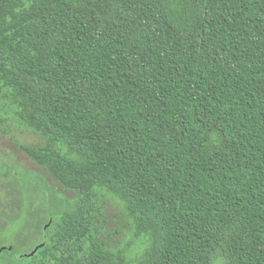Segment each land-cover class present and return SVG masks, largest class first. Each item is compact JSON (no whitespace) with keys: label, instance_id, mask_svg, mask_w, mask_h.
I'll list each match as a JSON object with an SVG mask.
<instances>
[{"label":"trees","instance_id":"16d2710c","mask_svg":"<svg viewBox=\"0 0 264 264\" xmlns=\"http://www.w3.org/2000/svg\"><path fill=\"white\" fill-rule=\"evenodd\" d=\"M0 94L74 194L0 182V264H264V0H0ZM100 192L139 257L100 239Z\"/></svg>","mask_w":264,"mask_h":264},{"label":"rangeland","instance_id":"374dc122","mask_svg":"<svg viewBox=\"0 0 264 264\" xmlns=\"http://www.w3.org/2000/svg\"><path fill=\"white\" fill-rule=\"evenodd\" d=\"M46 142L47 138L45 136L25 126L15 118L13 107L0 94V182H3L5 187L9 188L8 182L17 178L16 171L28 174L34 184L31 190L33 206L38 205V201L44 197L34 189V186L39 188L42 185V178L49 185L54 186L61 195L67 198L74 196L72 192L63 190V187L53 176L45 168L34 162L19 146V144L39 146ZM5 192V189L0 188V197L6 195V198L2 199L3 201L8 196ZM94 201L96 204H101L104 210L105 223H103L101 229L100 239L111 250L116 252L122 250V254L127 258L139 257L144 251L146 239L135 234L132 219L124 210L122 203L113 195L103 192H100ZM5 212L7 215L13 214L10 208H6ZM17 227L18 223L14 221L1 233L0 242L3 244L2 246L12 242ZM212 264L225 263L223 258L218 256Z\"/></svg>","mask_w":264,"mask_h":264},{"label":"water","instance_id":"95a60500","mask_svg":"<svg viewBox=\"0 0 264 264\" xmlns=\"http://www.w3.org/2000/svg\"><path fill=\"white\" fill-rule=\"evenodd\" d=\"M43 244H44V243H41V244H38L37 246H35L34 250H33L32 252H30V255H33V254L35 253V251H36L39 247L43 246ZM3 248H5V247H1V248H0V252L3 250Z\"/></svg>","mask_w":264,"mask_h":264}]
</instances>
